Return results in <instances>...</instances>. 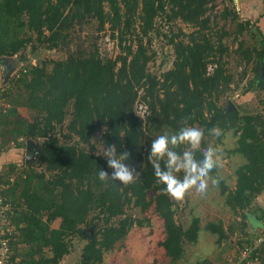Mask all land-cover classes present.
Instances as JSON below:
<instances>
[{
    "label": "trees",
    "instance_id": "1",
    "mask_svg": "<svg viewBox=\"0 0 264 264\" xmlns=\"http://www.w3.org/2000/svg\"><path fill=\"white\" fill-rule=\"evenodd\" d=\"M210 1L0 0V61L18 52L25 57L27 46L35 41L51 49L69 44L70 29L92 21L97 22L99 31L109 26L118 47L116 56L111 57L97 44L92 49L82 44L66 59L28 64L19 76L11 78V106L0 110V148L8 150L11 142L26 147L29 138L43 142L36 164L21 169L12 162L3 168L7 161H0V185L5 186L1 193L14 210L11 221L17 231L10 243L8 264L17 259L19 264H60L70 253L75 236L87 240L78 264H101L105 251L114 249L133 226L143 224L128 214L127 208L138 207L144 213L153 205L164 222L166 255L173 263L181 260L184 242L199 239L200 220L188 227L175 220L174 200L158 183L149 156L153 137L177 132L185 118L188 125L203 127L205 136L213 127L233 128L238 135L237 146L229 153H240L246 162L236 171L235 189L228 191L222 179L220 182L227 204L247 218L253 201L264 191V116L240 114L239 109L228 111L218 104L233 75L223 59L228 50L223 41L227 31L220 34L218 44L206 31L210 27V17H205ZM162 14H167L168 20L180 18L195 29L184 33L186 41L176 39L182 30L169 37L176 55L172 67L159 77L148 68L155 56L148 50L149 34ZM246 24L240 23L237 33H242ZM241 47L240 59H253L254 71L260 74L264 46L255 54L249 49L241 52ZM210 64L215 65L212 72ZM250 82L247 91L254 88V81ZM259 85L264 88V80ZM138 99L148 107L145 116L137 111ZM20 106L33 112L32 120L21 114ZM99 129L103 131L98 140L104 147L115 144L118 155L130 153L125 163L141 173L135 183L123 185L98 178L100 168L111 173L107 158L97 153V142L92 141ZM205 146L204 139L197 159L203 158ZM186 148L188 145H181L176 151L182 153ZM165 162L166 158L160 161L161 167ZM36 165L43 169L39 171ZM211 174L219 176L217 169ZM257 210L261 212L257 220L264 222V208ZM59 218L60 225L53 227ZM83 225L94 226L93 237ZM206 228L217 236L219 244L235 233L233 225L226 228L222 221L208 223ZM261 230L263 235L264 227ZM252 232L244 233L247 239L236 256L261 236ZM253 260L264 261V246L252 251L249 264Z\"/></svg>",
    "mask_w": 264,
    "mask_h": 264
},
{
    "label": "rangeland",
    "instance_id": "2",
    "mask_svg": "<svg viewBox=\"0 0 264 264\" xmlns=\"http://www.w3.org/2000/svg\"><path fill=\"white\" fill-rule=\"evenodd\" d=\"M226 10L230 12L223 16L222 13ZM167 12H170L169 5H167ZM205 17H210V27L206 31L210 33L217 44L223 30L228 33L224 35L223 39L224 45L228 47L223 59L227 62L228 72L233 75V81L230 84V88L220 95L218 104L226 109L231 105L234 109H239L240 114L257 113L264 116V88L259 85L260 81L264 80V75L261 72L258 75L255 73V61L253 59L250 62L243 61L240 59L241 53L238 52L240 46H242L241 52H246V49H249L255 54L258 49L264 46V43H262L264 39V0H211ZM247 21H249V24H246ZM240 23H244L246 26L242 33H237L236 30ZM107 28L99 31L96 21L85 25L76 24L75 27L70 29L71 32L68 39L71 42L69 44H61L51 49L46 44L35 41L27 46L25 57L21 55V52H18L12 56H5V58L12 61L13 67L11 69L16 72L28 64H40L43 60L66 59L69 53L77 50L79 45L82 44L88 49H92V46L97 44L101 48H105L106 55L115 57L118 53V47L112 40L109 34L110 31ZM194 29L193 24L185 23L180 18L168 20L167 14L160 15L155 21L154 29L149 34L151 45L148 54L151 55L155 52L154 59L148 64L149 70L160 77L164 71L170 69L176 52L174 45L169 43V37L182 30L183 34H180L176 39L186 41L187 35L185 34L190 33ZM26 32L24 31L25 35L28 36ZM46 33L48 34L49 31L46 30ZM32 37L34 39L37 37L35 32H32ZM106 37L110 38L109 42L106 41ZM147 41L148 36L144 39L145 43ZM31 49L35 51L32 52ZM48 66L51 70L52 62ZM214 67L215 65L210 64L208 70L212 72ZM4 79V74H1L0 84H4ZM250 81H254V88L247 91L246 88L250 85ZM137 107H139L137 111L141 116H145V113L148 112L147 105L140 99L136 103ZM19 108L23 116L32 120L33 112L29 108L24 106ZM227 110L229 111V109ZM195 126L203 129L198 124ZM217 129L219 135L205 136V148L210 145H219L221 147L223 158L217 168L218 175L223 180V185L230 191L235 189L238 176L236 171L240 165L246 162V159L240 153H229L237 146L238 135L234 133V129L223 130L219 127ZM102 131L103 129H99L92 138V141L97 142V153H103L104 151V145L99 143L98 140ZM74 138L78 139V136ZM155 138L156 136L153 137V139ZM35 141L40 144L43 139ZM7 147L8 150L0 153V161H7L2 164L3 168L8 167L9 164L6 163L12 162L17 163L21 169L24 165L28 166L26 164V147L19 148L13 142ZM37 161L38 158L32 163L36 164ZM35 168L39 171L43 169V167L38 165ZM110 172H112V169H110ZM178 175L183 177V173ZM211 175L215 177L214 174ZM173 200L176 211L175 220L178 223L188 227L198 218L202 227L197 242H184L185 254L181 260L173 263L165 253L162 245L165 239L164 222L155 211L154 205L144 213L138 207L130 206L127 208L128 214L143 220V224L133 226L125 239L118 242L114 249L105 251L101 264H225L228 259L235 257L241 248V242L247 239L244 233H251L255 230L254 232H258L261 235L263 227L254 229L247 218L243 219L239 212L234 211L227 204L226 195L222 192L221 182L218 186H213L209 182L208 191L203 197L193 189L183 200ZM258 207L264 208V191L253 201L252 210L249 212L260 220L261 212L257 210ZM96 214L97 212L93 213V215ZM91 216L92 214H90L89 218ZM60 221V218L55 220L52 226L58 227ZM219 221H222L226 228L228 225H233L235 229V233L230 240L221 244L216 240L217 236L206 228L208 223H218ZM243 221L246 222L244 226ZM83 226L88 232L92 233L91 231L93 230V233H95L94 226ZM86 243L87 240L85 238L73 237L70 253L62 258L60 264H78L81 261L83 248ZM252 264H264V261L253 260Z\"/></svg>",
    "mask_w": 264,
    "mask_h": 264
},
{
    "label": "clouds",
    "instance_id": "3",
    "mask_svg": "<svg viewBox=\"0 0 264 264\" xmlns=\"http://www.w3.org/2000/svg\"><path fill=\"white\" fill-rule=\"evenodd\" d=\"M181 123L183 126L177 132L164 133L152 140L149 156L158 183L163 184L164 191L175 200H183L193 189L203 197L208 191L209 182L213 186H218L221 178L214 177L211 173L220 166V160L223 158L221 147L210 145L203 149V158L197 159L196 152L201 150L205 130L188 125L187 118ZM208 131L210 135H219L216 127ZM181 145H188L182 153L176 151ZM102 155L107 158V165L112 172L109 173L100 168L98 178L101 181L130 185L140 179L141 173L135 167L125 163L130 158L128 151L118 155L117 146L111 144L104 147ZM165 158L166 162L161 167L160 161ZM181 172L182 179L178 175ZM247 220L254 229L264 227V222L257 220L251 213L248 214Z\"/></svg>",
    "mask_w": 264,
    "mask_h": 264
},
{
    "label": "built area",
    "instance_id": "4",
    "mask_svg": "<svg viewBox=\"0 0 264 264\" xmlns=\"http://www.w3.org/2000/svg\"><path fill=\"white\" fill-rule=\"evenodd\" d=\"M106 41H110L109 37H106ZM25 70L26 67L21 68L20 70ZM16 71L12 74V77L19 76V71ZM10 82V81H9ZM4 83L0 84V110L3 108L5 111L11 106L10 99L8 100L10 93V84ZM2 143L0 138V144ZM3 152L0 148V153ZM5 186L0 185V264H8L12 254L10 243L13 235L17 232L16 226L11 221V215L13 214V209L10 203H6V198L2 195L1 191ZM264 246V234L259 236L254 245L249 248H246L239 256L232 257L228 259L226 264H249L252 251L256 248ZM19 264V260L15 262Z\"/></svg>",
    "mask_w": 264,
    "mask_h": 264
},
{
    "label": "water",
    "instance_id": "5",
    "mask_svg": "<svg viewBox=\"0 0 264 264\" xmlns=\"http://www.w3.org/2000/svg\"><path fill=\"white\" fill-rule=\"evenodd\" d=\"M3 67H4V78H5L4 83H7L12 78V72L14 70L12 71L11 67H8V66L6 67L4 64H3ZM260 72L262 75H264V60L261 65ZM137 109H139V107H137ZM147 113L148 112H146L145 115ZM26 144H27L26 145V164L29 165L32 162H34L42 154V145L41 143L40 144L37 143L32 138H29ZM91 232H92L91 236L93 237V234H94L93 230Z\"/></svg>",
    "mask_w": 264,
    "mask_h": 264
},
{
    "label": "crops",
    "instance_id": "6",
    "mask_svg": "<svg viewBox=\"0 0 264 264\" xmlns=\"http://www.w3.org/2000/svg\"><path fill=\"white\" fill-rule=\"evenodd\" d=\"M3 64L7 67H12L13 63L11 60L7 59V58H3L2 61H0V79H1V74H4V67Z\"/></svg>",
    "mask_w": 264,
    "mask_h": 264
},
{
    "label": "flooded vegetation",
    "instance_id": "7",
    "mask_svg": "<svg viewBox=\"0 0 264 264\" xmlns=\"http://www.w3.org/2000/svg\"><path fill=\"white\" fill-rule=\"evenodd\" d=\"M12 67H13V65H12ZM12 67H11V68H12ZM227 109H229V110H230V109H234V108H233V107L230 105V107H229V108H227ZM86 233H88V230L86 231ZM89 233H90V232H89ZM90 234H91V233H90Z\"/></svg>",
    "mask_w": 264,
    "mask_h": 264
}]
</instances>
